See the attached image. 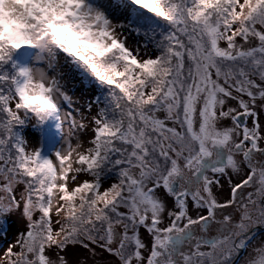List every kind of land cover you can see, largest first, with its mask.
I'll use <instances>...</instances> for the list:
<instances>
[{
	"label": "snow or ice",
	"instance_id": "snow-or-ice-1",
	"mask_svg": "<svg viewBox=\"0 0 264 264\" xmlns=\"http://www.w3.org/2000/svg\"><path fill=\"white\" fill-rule=\"evenodd\" d=\"M262 231L264 0H0V264H264Z\"/></svg>",
	"mask_w": 264,
	"mask_h": 264
},
{
	"label": "rangeland",
	"instance_id": "rangeland-1",
	"mask_svg": "<svg viewBox=\"0 0 264 264\" xmlns=\"http://www.w3.org/2000/svg\"><path fill=\"white\" fill-rule=\"evenodd\" d=\"M70 89L72 92V95L75 99H78L80 103H83L85 98H90L93 95L97 94V90L94 89L93 86L88 85L86 83H81L79 79L77 78L74 85H70ZM31 132V129L28 130ZM35 136L36 134L33 133L29 139L32 142L33 145H35ZM88 177H81V179H87ZM238 179L234 177V180ZM8 230V240H12L15 237V234L17 231L21 230L23 228V224L19 222L18 218L16 216H11L8 218V224L6 225ZM261 238H264V231L260 233ZM4 246H7L8 241H2ZM2 251V249H0Z\"/></svg>",
	"mask_w": 264,
	"mask_h": 264
}]
</instances>
